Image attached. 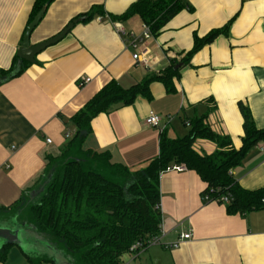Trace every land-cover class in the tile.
<instances>
[{
    "label": "crops",
    "instance_id": "1",
    "mask_svg": "<svg viewBox=\"0 0 264 264\" xmlns=\"http://www.w3.org/2000/svg\"><path fill=\"white\" fill-rule=\"evenodd\" d=\"M134 1L54 0L47 7L31 34L32 45L55 36L94 6H102L106 16L78 21L62 39L37 54L20 75L0 85V208L31 190L53 157L73 154L87 160V150L108 151L112 162L133 170L142 168L159 154L162 131L145 123L150 113L162 117L171 138L189 132L184 117L207 113L211 128L229 135L235 147H240L242 102L256 126L264 129V0H186L192 9L184 8L158 36L145 41L150 67L133 59V51L108 17L123 13ZM34 2L0 0V69L12 65ZM229 21L227 36H218L187 64L178 65L180 77L174 79V92L152 81L150 97L139 94L131 104L97 114L81 149L73 145L67 151L76 131L73 115L106 83L115 79L129 87L160 73L172 59L180 61L186 55L195 34L203 37ZM122 23L126 29L141 32L139 16ZM86 77L90 80L81 84ZM67 131L73 133L71 138L65 137ZM194 146L203 154L217 149L207 139H197ZM233 175L246 189L264 188V152L258 144L233 169ZM205 187L194 170L163 171L160 242L138 254H125L122 264H264V208L230 214L225 204L203 200ZM9 215L18 214L0 211V219ZM22 225L32 229L21 233L16 228L21 244L12 243L6 253H0V264H72L60 246L40 237L30 225ZM186 232H192V238L181 239ZM24 234L43 240V247L28 246ZM5 241L0 238V248Z\"/></svg>",
    "mask_w": 264,
    "mask_h": 264
},
{
    "label": "trees",
    "instance_id": "2",
    "mask_svg": "<svg viewBox=\"0 0 264 264\" xmlns=\"http://www.w3.org/2000/svg\"><path fill=\"white\" fill-rule=\"evenodd\" d=\"M53 1L35 0L27 25L41 8L48 7ZM184 8L192 9L186 0H136L123 13L108 17L111 21L124 22L139 16L142 22L150 25L156 37ZM83 15L75 19L87 21L97 15L106 16V13L102 6L97 5ZM229 26L230 21L203 37L195 34L192 48L180 61L172 59L163 71L152 73L141 82L129 87H123L115 79L106 83L73 115L76 131L67 151L73 145L81 149L92 132L91 122L97 114L131 104L139 94L150 97L149 84L152 81H160L167 92H174V79L180 77L181 66L178 65L187 64L194 53L218 36H227ZM29 64L16 54L9 68L0 69V85L20 75ZM239 108L243 115L240 147H235L229 135L214 131L206 121L207 113H204L184 117V122L190 127L184 136L171 138L163 129L159 154L136 170L112 162L108 151L87 150L85 163L74 158L55 172L41 203L29 208L28 220L53 242L77 257L80 264H122L123 256L130 253V247L136 241L148 246L149 240L160 232V176L173 165L185 164L187 169L199 174L206 183L202 196L208 194L211 199L228 196V203H219L225 204L230 214L264 208V188L246 189L233 175V169L241 164L246 153L264 140V129L256 126L249 107L239 102ZM197 139L213 141L217 149L211 154H203L194 146ZM88 163L91 168H87ZM99 168L103 171L97 170ZM25 199L26 194L23 193L21 198L8 207H1L0 211L17 209ZM9 245L1 247L0 253H6Z\"/></svg>",
    "mask_w": 264,
    "mask_h": 264
},
{
    "label": "water",
    "instance_id": "3",
    "mask_svg": "<svg viewBox=\"0 0 264 264\" xmlns=\"http://www.w3.org/2000/svg\"><path fill=\"white\" fill-rule=\"evenodd\" d=\"M47 10V7L44 6L41 8L38 13L34 16V18L31 20V22L27 25L25 29V33L23 35V40L21 41V46L17 51V55L30 63L34 62L36 59V55L45 50L48 46L51 44H54L58 42L60 39H62L74 26L75 23L78 22L81 18L74 19L73 21L69 22L66 27H64L58 34L55 36L41 41L37 44H31L30 37L35 29V27L40 23L43 16L45 15V12ZM75 146V145H74ZM76 148V147H75ZM79 159L81 162L85 163L86 159L85 156L82 157H75L73 154H67L64 157H58L56 159L51 160L50 165L48 166L47 170L43 174L42 178L34 185V187L31 190H28L26 192V199L24 203L17 209L12 210L13 212L17 213L19 215V219L23 224H28L34 229H36L38 232H40L36 226L28 220L27 213L31 206L41 203L42 197L47 191V188L51 182V180L54 177L55 172L68 160L71 159ZM17 215V216H18ZM42 233V232H40ZM43 234V233H42ZM46 235V234H44ZM47 236V235H46ZM49 237V236H48ZM0 238H4L6 241L2 245V247L9 243V244H21L20 238H19V230L18 229H12L7 226H1L0 225ZM50 238V237H49ZM51 240V239H50ZM54 244L57 242H53ZM60 246V245H58ZM61 247V246H60ZM62 248V247H61Z\"/></svg>",
    "mask_w": 264,
    "mask_h": 264
},
{
    "label": "built area",
    "instance_id": "4",
    "mask_svg": "<svg viewBox=\"0 0 264 264\" xmlns=\"http://www.w3.org/2000/svg\"><path fill=\"white\" fill-rule=\"evenodd\" d=\"M99 18L101 19V16H99ZM113 22L115 23V28H116L117 32L125 41L127 48H129L133 51V59L145 67H150L151 66V60L148 56V49H147V47L144 46L145 41H148V40L154 38V35H153L151 28H150V25L143 22L142 26H141V32L137 34L131 29H126L122 22H120V21H113ZM89 80H90V78L86 77L81 82V84H83L84 82H88ZM145 123L151 127H157L161 131L164 129V125L162 123V117L157 113H150L145 118ZM72 135H73V133L71 131H67L65 133L66 138H71ZM47 142L51 143L52 142L51 138H47ZM258 148L264 152V140L258 143ZM169 168L176 169L178 171H183V170L187 169L185 164H177V165H173ZM203 200L205 202H209V201H215L218 203L220 201H222L223 203L229 202V198L226 195H223L217 199H211V197L208 194H205V195H203ZM263 202H264V200H263ZM161 235H162V230H160V232L157 235L153 236L149 240L148 245L159 243ZM192 236H193L192 232H186V233H183L181 235V239H190V238H192ZM178 244H180V243L178 242V243L174 244V246L177 247ZM146 247L147 246H144L141 243V241H136L130 247V253L131 254H138L140 251H142Z\"/></svg>",
    "mask_w": 264,
    "mask_h": 264
},
{
    "label": "rangeland",
    "instance_id": "5",
    "mask_svg": "<svg viewBox=\"0 0 264 264\" xmlns=\"http://www.w3.org/2000/svg\"><path fill=\"white\" fill-rule=\"evenodd\" d=\"M90 166H91V164L88 163L87 168H89ZM90 168H91V167H90ZM100 169H101V168H99V169H97V170H99V171H103V170H100ZM104 172H105V170H104ZM1 222H2L4 225H6V226H8L9 228H12V229H16L17 227H19L20 230H21V233H24V232H23L24 230H30V229H32V228H30L29 226L24 227V226L22 225L23 223L21 222V220H19V219L17 218L16 215H9V216H6L5 218L0 219V223H1ZM34 230H35V229H34ZM35 231H36L35 233H37L40 237H43V238H45V239H50L48 236H46V235H44V234L38 232L37 230H35ZM22 236L26 239V244H27L28 246L33 247L34 249H37V248H40V247L42 248L43 245H44V241H43V240L35 239V237H33L32 235H30V238L27 236V234H24V235H22ZM55 245L58 246L59 244H58V243H55ZM62 249H63V248H62ZM63 251H64L66 257H71V259H72V264L77 263V259H75V261H74V256H72L71 254H69L65 249H63ZM65 260H66V259H65ZM66 264H71V263H67V261H66ZM78 264H80V260H78Z\"/></svg>",
    "mask_w": 264,
    "mask_h": 264
}]
</instances>
